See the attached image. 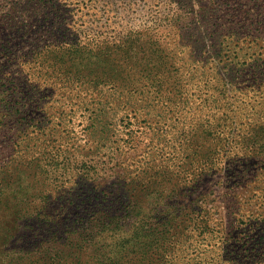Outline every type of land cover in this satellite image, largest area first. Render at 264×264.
<instances>
[{"label":"rangeland","instance_id":"1","mask_svg":"<svg viewBox=\"0 0 264 264\" xmlns=\"http://www.w3.org/2000/svg\"><path fill=\"white\" fill-rule=\"evenodd\" d=\"M234 56L264 67V0H0V252L79 264L91 251L70 248L68 232L92 228L108 250L140 218L168 233L198 218L215 230L186 257L178 249L177 264L200 246L210 264H264V129L250 132L264 123V76L226 74ZM192 57L205 62L187 70ZM147 67L177 78L159 102L174 121L125 107ZM209 147L213 167L189 160ZM126 246L114 257L127 260Z\"/></svg>","mask_w":264,"mask_h":264},{"label":"trees","instance_id":"2","mask_svg":"<svg viewBox=\"0 0 264 264\" xmlns=\"http://www.w3.org/2000/svg\"><path fill=\"white\" fill-rule=\"evenodd\" d=\"M202 47L204 46L202 45ZM130 51L131 50L127 49V55L130 54ZM247 53L248 52L244 54V57L247 56ZM248 56L254 57L253 54H249ZM203 57H204V54H203ZM202 59H203L202 57H200V59L195 58L194 60H193V57L191 59L185 58L182 65L188 66V65L194 64L195 62L197 63L205 62ZM257 59L258 58H254L251 61H247V60L241 61L238 59L237 56H234L232 57V60L229 61V63L225 64V66H227L226 74H229V75L234 74L236 77L242 78L245 75L243 73V70H246V73H247L246 76H251L252 73H250L247 70V69H250L251 71L253 70L255 72L261 73V75L264 76V72H263L264 67L262 66L263 64H260L259 61H257ZM187 66H185V69L188 70L189 67ZM141 71L144 74V76H146V79H147V82L144 85L145 89L141 90L138 95H134L132 91L129 90L128 92L132 94L127 93L128 99H127V104L125 105V107L131 109V111L137 113V115H140V116L143 115V113L145 114L151 113V111L148 109L150 107H153L152 109H154V112H156L155 115L157 116V121H160V118H164L165 115H168V114H170L169 120L174 121L173 118H176L178 113L175 112L172 106V103L165 105L164 102H162L161 104H159V102L163 100H167L168 94L165 93V89L170 86L176 87L174 85V81L177 80V78L173 76V78H169L168 80L171 82H166V80L158 79L154 75L155 70L153 68L151 69L148 68L147 70H141ZM222 71L223 70L220 68L218 69V71L214 70V73H221ZM121 78L123 80H126L128 77H123V75H121ZM193 78L195 79L194 76ZM232 83H230V85H232ZM127 87H128V84H127ZM180 92H183V91L180 90ZM228 96L229 95L226 94L225 92V97H224L223 102H227L229 100ZM149 99L156 102L157 106L152 104V102H149ZM240 99L243 101H240V102L237 101L238 102L237 104L239 106H242L245 103L247 104L250 103L249 100L246 101L245 96H241ZM167 105H170V107ZM244 107H246V105ZM122 109L123 108L121 104H118L115 106L113 112L115 115H118V113ZM172 112H175V113H172ZM262 129H264V123L262 124L260 123V124H256L252 126V128L250 129V132L251 131L254 132L256 130H262ZM212 134L213 132H211V134H209L208 136H211ZM200 136L203 137V139L205 140V135H200ZM193 143L194 142H190L188 140L185 144L187 145L186 147L189 148L193 145ZM185 144H181L179 148L182 149ZM173 145L178 150V146H176L175 144ZM49 152L51 153L49 155L52 156L50 157V160L56 159L60 155L59 151H56V152L49 151ZM206 152H207L206 157L205 155H200V153H197V154L193 153L194 156L193 157L190 156V158L189 157L188 158L189 160L194 158L195 163L199 164L198 166L199 168L208 166V169H209L213 167L214 162L218 160V157H216L215 155L217 153V150L215 148L209 147ZM227 152L228 151L226 150L224 154H226ZM242 156H244V154H242ZM7 170L9 172V175L11 173V176H14V175L16 176V167L11 170L7 168ZM24 172H26L25 169H24ZM18 212L21 213L20 210ZM116 217H118L119 221L118 220L115 221ZM121 217L122 216L117 215L114 217L106 218L103 221H99V222L92 221L93 222L92 227H94L96 231V226L97 227L109 226L113 224L114 221H115L114 223L120 224V221L124 220V219H121ZM79 221L83 222L82 219H80ZM184 223H183L184 227L182 229H180V226L182 224H179V223L172 224V229H170L168 233V230H165V229L159 230L156 227H152L153 226L152 223H150V221L146 217L140 218L138 220V224H136L137 225L136 227L135 225H133L132 227H130V229H127L126 235L120 236L121 238H125V242L123 243V240H122L121 243H119V241H117L116 243L117 247L118 246L122 247L125 245V243L127 244L126 246L127 252L126 254H123V255H127V260H124V261L121 260L122 258L117 259L115 258L117 256L114 257L115 252L116 253L120 252L116 246H113L108 250H104L103 248H105L106 245L98 244V242L96 241V238H97L96 232L95 233L92 232L94 231L92 228L90 230L85 229V231H82V232L79 231V234L77 237H75V235L72 236L73 232L77 233V230H74L73 232H68L69 235L66 237V244L69 245L70 248L75 246L76 247L75 249L80 252L82 250H87V249L91 251V257L88 256L87 258H83L82 260L80 258L81 257L80 253L75 255L73 259L77 258V260H79L78 261L79 264H177L176 258L179 255L177 253L178 249H180L182 252L180 254H183V256L186 257V255L190 253V247H185V246H187V244H189V246H192L194 244L193 241L197 239L196 237L198 235H201L203 228H207L210 233L215 230L214 228H212L215 226H211V227L209 226L210 224L209 219H207V221H204L203 219L191 218L190 220L184 221ZM148 225H152V226L147 227ZM83 226H84V223H83ZM82 227L80 226V228ZM189 228L193 230H188ZM200 228L202 229L199 230ZM195 229L199 231H196ZM101 230H104V228H101ZM196 232H200V234ZM212 239L213 238H211V240ZM193 250L198 253L196 254V256L193 257L192 260L189 261L190 263L210 264V262L206 260L205 253H204L205 250L201 248V246L197 248L195 247V249ZM35 255L38 256L34 259L35 264H62V261L65 262V264H68V260L66 257H65V260H63L60 257H58L56 253H54L53 257L49 256L46 253H44L42 256L37 255V254ZM217 257L218 255H216V258ZM0 258L5 260L4 262H7V264H11V262L13 261V259L8 260L10 258V254L7 250L6 251L2 250L0 252ZM27 258L33 259V255L28 254L26 257H19L20 261H22L23 259L26 260ZM56 258L59 260L57 261ZM91 258H94L96 261ZM4 262L2 264H5ZM22 262H24V260ZM217 262L221 264V260Z\"/></svg>","mask_w":264,"mask_h":264}]
</instances>
